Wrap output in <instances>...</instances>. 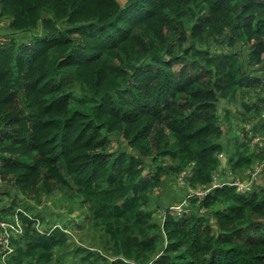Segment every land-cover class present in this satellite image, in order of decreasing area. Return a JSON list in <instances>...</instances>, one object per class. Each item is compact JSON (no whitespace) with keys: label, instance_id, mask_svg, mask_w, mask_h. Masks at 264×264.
<instances>
[{"label":"trees","instance_id":"1","mask_svg":"<svg viewBox=\"0 0 264 264\" xmlns=\"http://www.w3.org/2000/svg\"><path fill=\"white\" fill-rule=\"evenodd\" d=\"M0 24V220L21 226L6 264H64L67 223L36 209L53 195L93 233L84 264H264V188L224 180L264 162L249 128L223 184L152 208L164 175L198 190L221 171V101L263 131L264 0H0Z\"/></svg>","mask_w":264,"mask_h":264},{"label":"rangeland","instance_id":"2","mask_svg":"<svg viewBox=\"0 0 264 264\" xmlns=\"http://www.w3.org/2000/svg\"><path fill=\"white\" fill-rule=\"evenodd\" d=\"M117 1L120 4H125L126 0H117ZM2 24L4 26H1ZM2 24H0V26L2 27V29H5V28H3L6 26L5 22H3ZM247 96H248V100L250 102H252L255 99V97L252 94L247 95ZM244 100H245V97H244ZM242 101H243L242 97L238 96V98L234 102H226V101L220 102V115H221L220 120H222V125H223V128L225 130L224 136L222 137L221 141L223 142L224 146L226 147V152H225V155L222 156L223 164L221 166V171L217 172L215 174V177H217V180H216L217 182H219V178H220L219 176H221V174L226 175L228 171H225V170H229L227 168H223V166L226 167V165L224 164L225 161L227 160L226 156H228L230 154V147H231V144L233 145V143H234V138H237V137H235V134L238 137L242 138L243 128H249L248 134L250 137H252L253 132H255L257 129H259L258 125L261 122V119L257 120V122H259V123L256 122L255 124H253L250 122L242 121L240 116L237 114L236 110L239 108H241V109L243 108L242 107ZM223 108H227L231 111V113H230L231 122H232L231 125H229L228 123H225L222 119V114L224 112ZM221 112H222V114H221ZM229 128H231V129H229ZM262 129L264 131V128H262ZM263 131L259 132L257 130V133L260 134V136L262 135V137L264 138ZM253 138L254 137H252L251 144L254 141H256V139L253 140ZM256 166L257 165L254 164L252 166L251 171H248L246 169L247 171L241 177L243 179H240V176H235L234 180H232L233 177H232V179H228V177H226V178H224V180H226V181L229 180L228 182L240 180V182L242 184H241V186H239V188H240L239 190H243V192L251 190L252 187L256 184V182H258V184H257L258 186L256 185L257 188H260L261 186H263V188H264V170L262 171L263 177L262 176L259 177V174H258V176L255 179V174L258 171L262 170L260 165L257 167ZM147 172H148V170L145 171V173H147ZM184 176H185V172L182 171L178 177H171V176H166V175H164L162 177L163 183H162L160 188H156L155 194H154V198H156L158 196L157 198L159 199V196H161V201L160 202L157 201V202H155L156 204L155 203L152 204V208L155 207L154 209H156L157 204H158V208L161 207L159 210L156 209L158 216H159V214L162 215L163 213H165L167 209L176 210V214H180V212H182V210H184V207H183L184 203L182 204L181 202H183L186 199V198H184V196H186V194L190 190L189 188H186L185 185H183L184 184V178H183ZM0 189H1V192L11 191V188L1 180H0ZM0 199L2 200L0 204H5L9 201V197L5 193H0ZM66 205H67V200H62L60 198V196L53 195V196H49V197L45 198L43 203L40 204L38 207H36V209L38 210V212L41 211V212L45 213L46 221L53 224V225H61V224L67 223V226H68L67 228L71 234L70 235L71 242L67 248V252H60L63 263L64 264H84V263H81L79 255H76L73 253V250L79 244H81V245H83V243L85 245L91 244V242H92L91 238L93 237V233L91 230H89L87 228L88 222H84V223L82 222L83 214L80 213L81 210L77 206V204L73 205L70 209L67 208ZM20 209L21 208L18 207V208H16L15 211H21ZM201 211H203V209H201ZM157 214H156V216H157ZM18 224H20V221L18 222ZM13 231H14V233H11L10 236L18 235L17 230H13ZM97 242H96V244H98ZM93 244L95 245V243H93ZM54 260H56V259H54ZM0 264H4V262L2 263L1 259H0ZM51 264H57V263L55 261V262H52Z\"/></svg>","mask_w":264,"mask_h":264},{"label":"built area","instance_id":"3","mask_svg":"<svg viewBox=\"0 0 264 264\" xmlns=\"http://www.w3.org/2000/svg\"><path fill=\"white\" fill-rule=\"evenodd\" d=\"M5 40H6V38H0V43H3ZM253 137H254L253 140L256 139V141H254L252 143L253 145L260 146V147H262V145H264V138L263 137L256 135V134H253ZM259 165L262 169L264 168V162L259 164ZM259 165L257 164V166H259ZM216 180H217V177L214 176L213 183L207 189L193 190V189L189 188L190 190L185 197L186 199L181 203L182 204L184 203L183 205H186L187 203H189L188 199L191 198L192 196L197 195L201 198V197L205 196L211 189L223 184V183L217 182ZM224 183H227V182H224ZM229 184L235 185L239 188V186H241L242 183L240 182V180H236L233 182H229ZM18 222L19 221L17 219L15 220V222L0 220V249L2 251V255H1L2 256V263L4 262V264H6L7 255H9L13 252V249L10 246V237H11L10 235H11V233H14L13 230H17L18 233L21 232V226H20V224H18Z\"/></svg>","mask_w":264,"mask_h":264}]
</instances>
